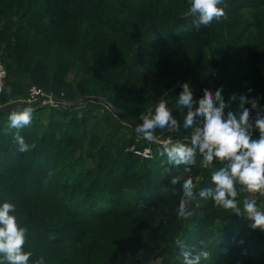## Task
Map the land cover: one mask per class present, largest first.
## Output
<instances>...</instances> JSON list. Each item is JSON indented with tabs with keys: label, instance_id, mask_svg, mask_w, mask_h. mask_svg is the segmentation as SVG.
Listing matches in <instances>:
<instances>
[{
	"label": "trees",
	"instance_id": "obj_1",
	"mask_svg": "<svg viewBox=\"0 0 264 264\" xmlns=\"http://www.w3.org/2000/svg\"><path fill=\"white\" fill-rule=\"evenodd\" d=\"M190 3L0 0V202L16 205L31 261L182 264L175 242L198 248L204 239L213 252L203 264H264V231L250 220L211 200L180 220L179 188L175 197L161 194L183 170L160 150L190 147L177 108L182 85L194 106L220 88L226 103L237 97L225 113L238 111L240 96L258 100L256 109L245 104L250 120L264 110V0H224L227 22L208 29L193 24ZM32 87L42 95L21 102ZM48 96L55 105L41 104ZM85 97L100 100L75 105ZM161 99L181 131L156 130L148 141L134 124ZM18 105L33 109L32 123L19 131L35 147L24 153L7 124ZM213 162L202 168L197 157L190 177H200L197 189L212 186L211 171L222 166ZM256 200L264 206V195Z\"/></svg>",
	"mask_w": 264,
	"mask_h": 264
},
{
	"label": "clouds",
	"instance_id": "obj_2",
	"mask_svg": "<svg viewBox=\"0 0 264 264\" xmlns=\"http://www.w3.org/2000/svg\"><path fill=\"white\" fill-rule=\"evenodd\" d=\"M223 4L224 0H191L187 11L194 17L193 24L198 29H208L213 24L227 22L221 9ZM181 87L177 108L186 116L182 131L190 133L187 137L190 147L176 143L160 150L159 154L166 157L171 168L183 170L169 181V189L163 190L162 196L175 197V190L179 188L182 199L177 216L180 220L191 217L200 200H211L216 206L250 220L251 228L264 231V206L257 203L255 196L239 198L244 192L264 194V110L256 113L254 121L250 120V109L245 104L256 109L258 100L240 96L238 111L225 113L231 100L237 97L232 96L226 103L220 88L212 94L203 93L202 102L194 106L189 85ZM32 121L30 106L14 109L7 116L8 128L17 130L14 137L22 153L35 147L34 143H27L19 131ZM165 128L181 131L167 101L162 99L141 114L135 132L148 141H155L156 130ZM253 130L259 132L256 139ZM198 156L202 168H212L214 160L222 165L211 171L210 187L197 189L200 177L197 176L195 181L190 178L191 170L197 167ZM190 201L195 202L191 208ZM26 233L27 228L18 222L16 205L9 201L0 202V264H44L43 257L34 262L30 260L32 252L24 248ZM175 243L180 249L182 264H203L213 252L209 249L211 241L204 239L198 241V248L189 247L182 240Z\"/></svg>",
	"mask_w": 264,
	"mask_h": 264
},
{
	"label": "built area",
	"instance_id": "obj_3",
	"mask_svg": "<svg viewBox=\"0 0 264 264\" xmlns=\"http://www.w3.org/2000/svg\"><path fill=\"white\" fill-rule=\"evenodd\" d=\"M5 75H6V72H5V69L3 67V65L0 64V93L2 92V88H3V85H4V79H5ZM42 93L37 90L35 87H32L30 88L29 90V95H28V98L26 100H22L21 102H31V101H36L37 98L39 96H41ZM45 103H49L51 105H55L56 101L53 100L51 97L48 96L47 100H42L41 101V104H45ZM167 142L169 141H163L161 143L163 144H166ZM145 149H148V148H144L142 151H136L135 147L134 146H131L130 147V150L135 152L136 154L144 157V158H150L152 157L151 155V152L150 151H145ZM252 196H255V198L261 196V195H264V194H260V193H250Z\"/></svg>",
	"mask_w": 264,
	"mask_h": 264
},
{
	"label": "water",
	"instance_id": "obj_4",
	"mask_svg": "<svg viewBox=\"0 0 264 264\" xmlns=\"http://www.w3.org/2000/svg\"><path fill=\"white\" fill-rule=\"evenodd\" d=\"M174 90V89H173ZM88 100H95V101H97V100H100V99H98V98H93V97H85L83 100H82V102H80V103H76L75 105H78V104H81V103H84V102H86V101H88ZM162 100V99H161ZM56 101V100H55ZM21 107H24L23 105H18L17 107H15V109H17V108H21ZM112 107V106H111ZM114 110L119 114V115H121V117H123L127 122H129V123H133L132 121H130L129 119H127L126 117H124L121 113H120V111H118L117 109H115L114 108ZM134 124V123H133ZM134 125H136V124H134Z\"/></svg>",
	"mask_w": 264,
	"mask_h": 264
},
{
	"label": "rangeland",
	"instance_id": "obj_5",
	"mask_svg": "<svg viewBox=\"0 0 264 264\" xmlns=\"http://www.w3.org/2000/svg\"><path fill=\"white\" fill-rule=\"evenodd\" d=\"M166 141H168V140H166Z\"/></svg>",
	"mask_w": 264,
	"mask_h": 264
}]
</instances>
